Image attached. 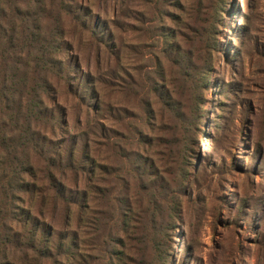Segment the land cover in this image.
Listing matches in <instances>:
<instances>
[{
    "label": "trees",
    "instance_id": "trees-1",
    "mask_svg": "<svg viewBox=\"0 0 264 264\" xmlns=\"http://www.w3.org/2000/svg\"><path fill=\"white\" fill-rule=\"evenodd\" d=\"M224 4L0 0V264H126L171 211L156 158L188 138L179 99H203Z\"/></svg>",
    "mask_w": 264,
    "mask_h": 264
},
{
    "label": "rangeland",
    "instance_id": "rangeland-1",
    "mask_svg": "<svg viewBox=\"0 0 264 264\" xmlns=\"http://www.w3.org/2000/svg\"><path fill=\"white\" fill-rule=\"evenodd\" d=\"M217 22L215 50L199 55L209 60L203 99L197 105L185 94L179 99L188 138L156 158L174 173L165 194L171 211L148 237L127 239L126 264H264V0H225ZM161 127L168 126L158 122L155 135L165 136ZM103 155L117 161L114 150ZM119 189L110 185L112 195ZM85 241L82 248L99 257L95 241Z\"/></svg>",
    "mask_w": 264,
    "mask_h": 264
}]
</instances>
